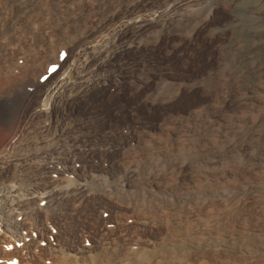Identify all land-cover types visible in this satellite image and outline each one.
<instances>
[{"label": "bare ground", "instance_id": "obj_1", "mask_svg": "<svg viewBox=\"0 0 264 264\" xmlns=\"http://www.w3.org/2000/svg\"><path fill=\"white\" fill-rule=\"evenodd\" d=\"M198 2L0 0V264H264L251 135L225 166L238 104L192 90Z\"/></svg>", "mask_w": 264, "mask_h": 264}, {"label": "rangeland", "instance_id": "obj_2", "mask_svg": "<svg viewBox=\"0 0 264 264\" xmlns=\"http://www.w3.org/2000/svg\"><path fill=\"white\" fill-rule=\"evenodd\" d=\"M198 4L199 6L197 7ZM198 4L194 6V8L191 7L188 10L186 17L183 19L184 21L182 20L183 23L180 22L181 20L178 21L177 28H181L185 31L188 30L187 32H190V34H196L197 30H194V28H196V25H198V23L205 24L207 22V24H205L206 26L202 28V31L205 33L207 31V36L214 37V40L217 42L216 44H214L213 42L208 40L211 43V46H213V52L216 53L214 56L215 58H213L211 55L207 56L209 69L201 78H199L200 80L198 79L199 81H195L196 83H194L193 86H196L193 87L192 90L202 89L204 92H211L217 88L223 90L222 92L223 94L225 93L224 95H227L226 93H228L227 96H224L227 99L225 98L224 100L226 101L225 104L227 103V106L230 105L231 109L233 108L232 104L237 102V109H234L232 111L230 110L229 112H232L231 114L233 116L236 113L240 114H236L235 120L231 121V125L233 124L235 126H232L233 128L230 127L231 129L229 128L227 129V131L223 132V140L230 139L229 142H231L230 146L232 147L234 144L236 145L237 143H240V140L244 139L249 141V137L251 135V145L253 146V148L251 146V150H249V153L252 158L251 164L254 174L253 182L256 187H259L260 184H258L257 178H255V176H258L259 179L260 174L264 172V165H262L264 163V156L262 155L264 153V0H200V3L198 2ZM198 28L200 29L201 27H197V29ZM218 28L219 30H217ZM208 29L210 30V32ZM201 81L204 86L201 84ZM158 87L159 88L157 92L160 90L158 92L159 97L164 94L168 95V93L173 94L176 91L175 86L172 84L167 85V90L165 89L164 91L160 89L161 85H159ZM238 98H240L241 100ZM242 101H244L245 104ZM244 107L246 108L244 109ZM244 110H248L249 112L247 111L246 113ZM245 113L246 116H248L249 114V117H246ZM241 115H244V118ZM223 119L224 125H226L227 119ZM206 120L208 121L209 125L211 117L207 115ZM252 120L255 122H253L254 124H251ZM241 127H243L244 129ZM235 130L238 131L236 132ZM237 133L238 135H236ZM225 135H227V138L225 137ZM231 135L232 138L229 137ZM236 140H238V142L235 143ZM3 142L4 141H0V145ZM235 145L233 149L230 150L232 155L231 153L227 155L225 154V159L228 157V159H226L225 161V166H227L228 164V166L234 165L237 168H243L244 165L248 162V152L246 153V150L235 147ZM233 156H235L236 158ZM258 191L259 193H256V198L259 195L257 201L259 200L258 202H260L262 201V199L264 200V197L261 198L262 196H264V193H261L260 189ZM240 192L241 190L235 189L232 193V196L240 197Z\"/></svg>", "mask_w": 264, "mask_h": 264}]
</instances>
